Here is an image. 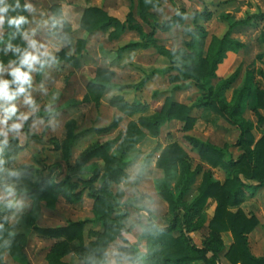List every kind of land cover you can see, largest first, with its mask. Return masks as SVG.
I'll use <instances>...</instances> for the list:
<instances>
[{"label":"rangeland","instance_id":"obj_1","mask_svg":"<svg viewBox=\"0 0 264 264\" xmlns=\"http://www.w3.org/2000/svg\"><path fill=\"white\" fill-rule=\"evenodd\" d=\"M25 1L30 14V9L31 12L34 9L35 0ZM45 1L41 4L42 11L52 14V18L50 17L52 30L49 35L54 37L53 29L55 28L52 20L56 16L48 4V1L52 0ZM70 1L74 3L79 13V16H74V19L69 16L70 20H68L74 28V43L78 38L88 41L86 49L79 56L82 66L75 68L66 61L48 60L41 82L35 80V69L33 70L32 89L24 96L17 100H9L5 94H0V139L2 137L3 142L14 149V166L33 165L42 169L45 174H50L57 181L71 177V180L77 183V190L83 192L82 198L72 202L61 195L54 209L46 206L42 208V215L37 225L54 227L66 225L69 221L89 220L85 228V237L88 241L102 231V225L93 210L94 199L88 194L86 182L92 177L95 168H100L104 173L105 163L101 158H94L83 169H79L77 161L81 153L95 143H107L110 152L118 155L116 150L125 136L129 121L137 120L141 115H154L161 109L168 96L188 106L193 105V115L197 117V122L191 131H184L183 123L173 120L162 125L158 136L148 134L146 138L128 148L123 156L129 178L120 184L112 185L113 215L125 214L127 226L138 224L124 236L135 240L140 249L146 250V240L142 242L139 238L142 225L147 224L151 219L159 225L166 226L170 224L172 218L167 202L159 193L162 188L163 172L157 166V160L161 150L169 143H179L187 152L191 169H196L201 164L204 169L212 170L214 179L224 182L228 172L221 167L213 168L201 162L197 150L187 137L195 136L220 147L231 146L230 150L237 157L241 150L233 144L238 138L239 130L214 110L194 106L206 90L200 89L193 80L173 81L172 77L179 71L170 56L159 53L155 47H133L124 50L123 47L126 44L142 40L137 30L127 29L113 39H110L108 32L103 30L89 34L80 27V19L84 8L90 5V1L63 0L60 5L70 4ZM98 5L122 20L133 10L134 17L144 29L151 30V27L139 17L137 0H105ZM180 8L186 12L185 24L175 25L169 31L158 29L155 34L157 44L164 46L175 57L179 55L181 49L190 50L188 43L192 36L185 32V25L191 29L196 26L204 29L198 43L200 52L197 55L200 57L206 55L215 37H222L227 32L230 21L247 19L248 22L235 27L231 34L233 38L242 41L244 46L237 52L227 53L224 61L218 66L217 77L210 80L208 85L216 90L222 81L229 79V82L220 89V98L228 107H231L239 91L249 80L253 94L246 102L242 116L253 124V133L256 139H259L264 135V123H259L256 114L255 89L259 85L264 88V19L256 15L264 11V0H161L160 6L152 9L151 12L162 22L178 14ZM67 9L69 10V7ZM204 10L211 14L209 19L195 15ZM61 47L60 50L65 48L72 55L76 54L74 44L67 47L64 43ZM30 50L31 45L29 52ZM53 55L52 52L50 56L42 57L50 58ZM32 56H36L32 60L36 67L42 57L39 59L34 53ZM10 65L13 69L0 74V89L6 82L9 83L8 76L15 70L14 64L10 63ZM99 67L113 70L115 76L108 82L100 102H85L87 84L94 78ZM234 73L237 75L231 80ZM146 77L145 84L138 86ZM115 95L123 96L129 103L144 104V111L131 117L127 116L110 103ZM9 106L19 115L17 116L12 109H8ZM260 110L264 114V109ZM117 116H121L122 121L116 129L106 133L96 131L110 124ZM72 118L77 122L75 131L78 137L66 157L62 146L66 137L65 125ZM178 180L179 175L171 181L174 193H177ZM200 184L201 176L198 174L191 180L189 201L197 194ZM97 186L98 183H94L95 190ZM216 205V201H211L204 210V226L190 233L198 245H202L209 234L208 224ZM30 207V199L16 193L13 186L0 184V213H6L2 212L3 210L7 211L12 231L27 236L25 250L28 256L38 264L47 263V251L55 242L52 238H43L32 232V228L24 218ZM241 207L247 215H255L260 220V224L247 237L252 253L256 256L263 255L264 188L259 189L255 196L248 195ZM221 236L226 252L234 241L233 234L227 231ZM116 241L110 244L108 255L115 256L114 254L118 253L121 239ZM108 255L107 263L109 264ZM66 259L70 260V258ZM4 260L9 264H20L11 259L9 254H5ZM71 261L73 264H82L76 252ZM122 261L123 264L129 263L126 259ZM114 263L116 264L117 261ZM221 264L231 263L222 256Z\"/></svg>","mask_w":264,"mask_h":264},{"label":"trees","instance_id":"obj_2","mask_svg":"<svg viewBox=\"0 0 264 264\" xmlns=\"http://www.w3.org/2000/svg\"><path fill=\"white\" fill-rule=\"evenodd\" d=\"M160 3L161 0H137L139 17L151 27L150 31H146L134 17L133 10L122 20L109 14L102 7L91 5L84 8L80 27L89 34L103 30L108 32L110 39L118 37L127 29L137 30L142 40L128 43L123 49L155 47L159 53L170 56L179 71L172 80H193L200 89L206 90L194 106L212 109L235 126L239 130V135L233 145L237 146L241 152L235 157L230 150L231 146L220 147L195 136L187 137L197 150L201 162L213 168L221 167L228 172L225 181L221 182L214 179L211 169H204L201 164L196 169H191L187 152L179 143L167 144L160 152L157 166L163 172L162 188L159 193L167 202L172 218L170 224L166 226L159 225L151 219L147 224L142 225L139 238L146 240V250H141L137 243L129 242L124 236L137 223L127 226L125 214L113 215L112 185L120 184L129 178L123 156L128 148L146 138L148 134L158 136L162 125L173 120L181 121L184 131H191L197 122V117L193 115V105L188 106L168 96L161 109L154 115H141L137 120L129 121L125 136L116 150L118 155L110 152L107 143H95L81 153L77 161L79 169H83L94 158H101L105 163L104 173L100 168H95L92 177L86 182L88 194L94 199L93 210L102 225V231L88 241L85 237V228L89 220L69 221L66 225L54 227L37 225L44 206L54 209L61 195L76 202L82 198L83 192L77 190L78 185L71 180V177L57 181L53 176L45 174L42 169L33 165L14 166V149L8 147L1 137L0 184L13 186L16 193L31 200V207L24 218L32 228V232L43 238L57 239L47 254L49 264H69L63 260V257L71 252L78 253L83 264H108L109 246L118 239H121L122 243L118 247L116 264H123V259H126L128 264H221L222 256L226 257L231 264H264V254L254 255L247 237L260 224V220L255 215H247L241 207L248 195L255 196L259 189L264 188V135L256 139L253 124L242 116L253 90L247 80L239 91L235 103L228 107L220 98V89L229 82V79L219 83L216 90L208 85L210 80L217 77L218 66L224 61L227 53L237 52L244 46L242 41L233 38L231 34L235 27L248 21L247 19L230 21L227 32L222 37H215L206 55L200 57L197 55L200 52L198 43L204 29L201 26L191 29L185 25V32L192 36L188 43L190 50L181 49L179 55L175 57L164 46L157 44L155 34L158 29L169 31L175 25H184L186 12L180 8L178 14L161 22L151 12L152 9L158 8ZM0 9L5 10L0 11L5 30L0 36V70L10 63L15 66V70L8 76L9 83H5L7 99L17 100L32 89L34 69L35 80L41 82L48 60L66 61L75 68L82 66L79 56L86 49L88 41L78 38L74 43V28L68 19L62 18L60 21L53 19L55 28L53 33L56 38L66 43L67 47L74 44L76 54L72 55L64 48L50 58L42 57L34 67L31 60L25 62L29 57L30 49L29 43L24 38V30L30 19L27 2L0 0ZM51 11L55 16H61L62 5H52ZM195 15L205 19L211 17V14L205 10ZM256 16L264 19V11ZM13 20L21 22L11 23ZM18 72L26 74L27 79H18ZM236 75L237 73H234L231 80ZM114 76V71L107 67L97 68L94 78L87 84L84 101L100 102L108 82ZM146 81L147 77L138 86H142ZM255 90L256 114L259 123L262 124L264 114L260 109H264V88L259 85ZM110 103L129 117L145 109L144 104L129 103L121 95L113 96ZM8 109L15 111L11 106ZM15 113L19 115L17 111ZM121 121V116L114 117L110 124L96 131L99 133L112 131ZM76 125L77 122L73 118L65 125L66 137L62 146L66 157L78 137L75 131ZM141 174L142 171L140 176ZM198 174L201 176V184L197 194L189 201L191 180ZM177 175H179L177 193H174L171 181ZM94 183H98L96 190ZM213 200L217 202V205L208 224L209 234L202 245H198L190 233L204 226V210ZM2 212L6 213H0V264H9L4 260L5 254H9L17 263L32 264L25 250L27 236L13 232L8 212L5 210ZM227 231L233 234L234 241L225 252L221 234Z\"/></svg>","mask_w":264,"mask_h":264},{"label":"crops","instance_id":"obj_3","mask_svg":"<svg viewBox=\"0 0 264 264\" xmlns=\"http://www.w3.org/2000/svg\"><path fill=\"white\" fill-rule=\"evenodd\" d=\"M62 1L63 0H52V1H48V4H49V6H52L56 3H58V4L62 3ZM89 1H90V5L95 4L94 6H100V5H98V3H102L105 0H89ZM233 1H236V0H233ZM238 1H241V0H238ZM44 2H46V1L45 0H35V3H34L35 6H34V9L32 10V12L30 9L31 15H30V19L28 22V26L24 30V38L31 45L29 57H35L36 58V56H32L34 53L37 55V58H39V59L42 56H50L52 54V52L55 54L56 52H58V50H60L62 48L61 46H63V44H64L61 40H59L55 36L52 37V35H49V32L52 30L51 29V18H52L51 15L52 14H50V13L46 14L42 11L43 7L41 6V4H43ZM69 3L70 4H68V3H64V5L62 4L63 5L62 15L56 16L54 19L60 20V19L65 17L68 20H70L69 16L72 17L73 19H74V16H76V17L79 16V13L75 9L76 8L75 5H73L74 3H72L71 1ZM68 7H69V10L67 9ZM0 17H2V16L0 15ZM4 31L5 30L3 28V19H2V21H0V35L3 34ZM31 62H32V60H31ZM32 64H33V62H32ZM11 69H13V67L10 64H8L6 67H4L0 70V74L4 71H7V70L10 71ZM136 225H138V224H136ZM126 238L129 240V242L135 243V240L130 239V237L126 236ZM52 241L56 242V239H54ZM136 241H138V240H136ZM141 241L144 242L145 240L142 239ZM117 244H119V243L117 242ZM141 250H144V249H141ZM47 252H49V251H47ZM74 255H75V252H71L68 255H66L65 257H63V260L69 264H73V262L71 260L73 259ZM114 255L115 256H113L112 254L108 255L109 264H115L114 262L116 261L117 253H115ZM66 258H70V260H68ZM29 259H30V261L33 260L32 257H29ZM31 263L32 264H38L34 260ZM40 264H49V262L47 261V263H40ZM82 264H83V261H82ZM124 264H127V263H124Z\"/></svg>","mask_w":264,"mask_h":264},{"label":"clouds","instance_id":"obj_4","mask_svg":"<svg viewBox=\"0 0 264 264\" xmlns=\"http://www.w3.org/2000/svg\"><path fill=\"white\" fill-rule=\"evenodd\" d=\"M0 11H5L4 9H0ZM2 19H3V17H0V21H2ZM23 18H21V20H22ZM19 22H21V21H17V20H13V21H11V23H19ZM35 59V57H28V58H26V63L28 62V60H34ZM17 76H18V79H21V80H26L27 79V76H26V74H23V73H17ZM6 89H7V85H5L4 86V88L3 89H0V94H7V92H6ZM21 91H23V89H21Z\"/></svg>","mask_w":264,"mask_h":264}]
</instances>
